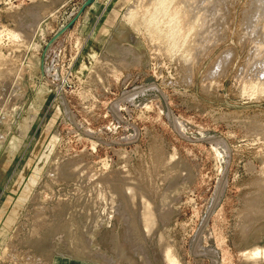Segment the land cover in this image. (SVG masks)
<instances>
[{
  "label": "rangeland",
  "instance_id": "1",
  "mask_svg": "<svg viewBox=\"0 0 264 264\" xmlns=\"http://www.w3.org/2000/svg\"><path fill=\"white\" fill-rule=\"evenodd\" d=\"M220 1L0 0V264H264V0Z\"/></svg>",
  "mask_w": 264,
  "mask_h": 264
},
{
  "label": "bare ground",
  "instance_id": "2",
  "mask_svg": "<svg viewBox=\"0 0 264 264\" xmlns=\"http://www.w3.org/2000/svg\"><path fill=\"white\" fill-rule=\"evenodd\" d=\"M173 1L174 0H152V3L150 4L152 7V10L150 9V13L152 15H151V19L149 21L142 22L141 20H137V16H136L135 12H128V13L126 12L124 14V19L129 24L134 23L137 27H140V28L144 27L145 30H147V32H149L150 36L161 37L163 35L170 34V36L174 38L179 31H175L173 29V27H171L170 25L168 26V24H171V22L168 19L170 18V19H172V21H177L178 20L177 19L178 13H173L172 15H170V12L168 11L169 8L166 6V2H169L171 4ZM181 1L183 3H186V1H188V0H181ZM204 1H207V0H196V3L194 5L195 18L193 16V20L190 22L189 28L194 27L196 25V23L199 21V11H201L200 9L203 6L202 2H204ZM221 1H223V0H221ZM214 4H215L214 6H216L218 4V2L217 3L215 2ZM213 8L214 7H210V11H212ZM261 74L264 75V69L261 70ZM261 81H262V78H261ZM261 90H264V88ZM262 256H264V250L261 251L259 249H255V250H253V252H251L249 257L256 259V258L262 257Z\"/></svg>",
  "mask_w": 264,
  "mask_h": 264
}]
</instances>
